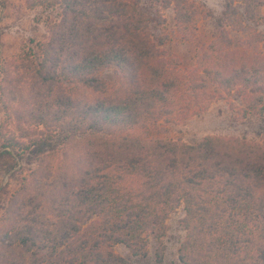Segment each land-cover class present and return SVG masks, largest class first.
Returning a JSON list of instances; mask_svg holds the SVG:
<instances>
[{"label": "trees", "instance_id": "16d2710c", "mask_svg": "<svg viewBox=\"0 0 264 264\" xmlns=\"http://www.w3.org/2000/svg\"><path fill=\"white\" fill-rule=\"evenodd\" d=\"M225 1L211 50L232 48L228 29L245 37L242 49L210 56L204 72L215 64L264 118V35L248 24L260 23L264 0ZM27 4L60 16L2 69L0 178H14L21 162L29 171L6 199L0 181V264H130L118 244L166 264L167 220L181 207V264H264V130L258 141L210 135L192 144L160 133L172 122V71L154 20L164 23L161 9L173 7L177 31L192 40L211 12L189 0Z\"/></svg>", "mask_w": 264, "mask_h": 264}, {"label": "rangeland", "instance_id": "374dc122", "mask_svg": "<svg viewBox=\"0 0 264 264\" xmlns=\"http://www.w3.org/2000/svg\"><path fill=\"white\" fill-rule=\"evenodd\" d=\"M211 12L212 17L198 22L197 31L192 40H186L177 31L175 12L173 7L161 9L164 23L155 22L152 25L153 35L156 39L166 37L162 47L165 50L164 59L169 61L171 68V86L168 91V101L171 104L172 122L161 123V135H170L174 139H182L188 143H196L206 136L238 137L249 141H258L260 133L264 130V118L255 111L248 109L241 95L243 88L239 84H225L219 80L217 66L212 65L213 72L205 73L209 67V57L217 61L218 55L226 56L234 49H242L244 36L230 30V38L234 43L232 48L224 47L220 51L211 50L213 42L220 37L221 21L226 10L225 0H189ZM241 12L244 8L237 2ZM152 17L157 19V13L152 10ZM259 24L248 23L264 35V6L260 11ZM60 9H44L41 6L30 8L27 0H0V84L4 64L19 55L23 48L33 43L43 41L48 36V24L58 20ZM223 22V21H222ZM216 47V46H215ZM264 51V42L261 44ZM202 57L208 60L200 66ZM224 58H222L223 60ZM218 70V69H217ZM103 77L112 80V70L105 69ZM232 80V79H229ZM233 81V80H232ZM231 81V82H232ZM209 95V96H208ZM216 95L211 101L210 97ZM218 95H223L219 97ZM208 106L206 110L202 107ZM5 118L4 104L0 91V125ZM21 162L14 178L6 177L0 181L2 185L8 183V190L4 198L13 192L27 175L29 168ZM3 180V181H2ZM185 217L183 207L173 213L167 224L169 230L164 238L166 246V264H181L178 259V250L185 239L186 231L182 220ZM157 243L152 240L150 244V258H154ZM116 252L129 260L130 264H147L142 259L132 257L130 250L124 244H118Z\"/></svg>", "mask_w": 264, "mask_h": 264}]
</instances>
